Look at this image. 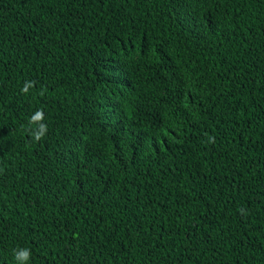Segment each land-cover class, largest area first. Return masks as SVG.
<instances>
[{
    "label": "trees",
    "instance_id": "1",
    "mask_svg": "<svg viewBox=\"0 0 264 264\" xmlns=\"http://www.w3.org/2000/svg\"><path fill=\"white\" fill-rule=\"evenodd\" d=\"M17 247L264 264V0H0V264Z\"/></svg>",
    "mask_w": 264,
    "mask_h": 264
},
{
    "label": "clouds",
    "instance_id": "2",
    "mask_svg": "<svg viewBox=\"0 0 264 264\" xmlns=\"http://www.w3.org/2000/svg\"><path fill=\"white\" fill-rule=\"evenodd\" d=\"M34 86V81H25L23 87L21 88V94L27 95L29 90ZM41 94H44L43 90H41ZM44 121L45 115L42 109L36 110L28 117L24 130L31 137L33 142H40L45 138L48 132V126ZM208 142L214 143V138L210 137ZM12 255L15 264H30L32 252L31 249L27 247H17L12 250Z\"/></svg>",
    "mask_w": 264,
    "mask_h": 264
}]
</instances>
